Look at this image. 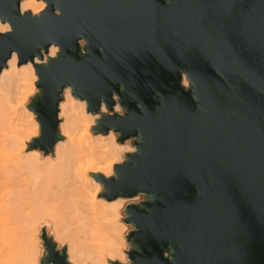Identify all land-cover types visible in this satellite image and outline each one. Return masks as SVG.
<instances>
[{
	"label": "water",
	"instance_id": "water-1",
	"mask_svg": "<svg viewBox=\"0 0 264 264\" xmlns=\"http://www.w3.org/2000/svg\"><path fill=\"white\" fill-rule=\"evenodd\" d=\"M54 2L59 18L49 4L33 20L19 17L14 0H0L15 28L0 38V68L12 50L25 63L39 55L37 45L47 51V40L62 48L37 68L40 96L29 108L42 134L29 149L46 152L59 139L65 85L88 99L89 112L100 100L110 111L116 93L126 116H102L95 129H115L118 141L140 134L139 153L115 167L117 180L92 177L108 200L147 193L124 221L137 228L127 237L133 264H264V0ZM79 37L88 41L84 57ZM42 239L44 263L67 264L65 250ZM164 248L173 250L171 262Z\"/></svg>",
	"mask_w": 264,
	"mask_h": 264
},
{
	"label": "clouds",
	"instance_id": "clouds-1",
	"mask_svg": "<svg viewBox=\"0 0 264 264\" xmlns=\"http://www.w3.org/2000/svg\"><path fill=\"white\" fill-rule=\"evenodd\" d=\"M14 2L20 18L28 14L38 20L49 4L54 8L53 16L62 15L54 0ZM170 3L165 0V6ZM14 32L12 21L0 13V38ZM45 43L49 45L46 53L37 45L39 55L24 64H20V53L12 50L0 68V264H44L49 253L41 238L43 232L55 239L56 248H66L67 264H133L128 255L133 243L127 237L137 228L124 221L129 219L130 205L148 202L147 193L139 191L132 197L117 196L109 201L102 195L106 193L104 182L90 176L91 172L85 178L81 169L86 162L106 161L104 171L98 174L104 180H117L115 167L139 153L141 136L118 143L121 133L113 128L107 134L94 135L91 129L102 116L124 118L126 108L113 93L112 110L100 100L99 112L93 114L88 111V99L77 96L74 86L67 84L57 105L58 132L64 139L58 140L47 155L39 147L29 150L42 134L36 115L27 108L30 98L40 92L37 68L47 67L62 52L58 43ZM77 43L79 55L83 49L86 56L88 41L79 37ZM180 86L185 92L192 87L185 72L180 73ZM84 128L90 135H82ZM112 250L119 254L111 255ZM172 252L169 248L163 253L169 262Z\"/></svg>",
	"mask_w": 264,
	"mask_h": 264
},
{
	"label": "bare ground",
	"instance_id": "bare-ground-1",
	"mask_svg": "<svg viewBox=\"0 0 264 264\" xmlns=\"http://www.w3.org/2000/svg\"><path fill=\"white\" fill-rule=\"evenodd\" d=\"M26 62H29V61H26ZM25 62V63H26ZM20 64H24V63H20ZM19 66V65H18ZM65 87V86H64ZM63 90V89H62ZM61 99H62V97H61V95H60V100L58 101V103H57V105L59 104V102L61 101ZM114 106V105H113ZM113 106H112V108H113ZM99 112V109H98V111L97 112H91V113H93V114H96V113H98ZM102 113H104V112H101L100 114H102ZM57 115H58V108H57ZM60 122H58V124H59ZM58 124H57V129H58ZM91 131L93 132V134L95 133V134H97V133H104V134H107V132L108 131H106V132H102V131H97L96 129H95V127L93 128V129H91ZM94 134V135H95ZM82 135H90V133H88V131H87V128H84L83 129V132H82ZM135 136H137V135H135ZM135 136H133V137H135ZM58 140H62V137L59 135V139ZM58 140H56L54 143H53V145L58 141ZM118 143H123V141H117ZM52 145V146H53ZM51 149H52V147H51ZM47 155V154H46ZM106 161H99V160H97V161H93V162H86L85 163V165L83 166V168L81 169V174H82V176H84L85 178H86V176H87V173L88 172H91V173H93V174H95V173H102L103 171H104V167H103V163H105ZM90 174V173H89ZM92 174V175H93ZM91 175V176H92ZM136 195V194H135ZM113 199H115V198H113ZM110 200H112V199H110ZM109 200V201H110ZM169 248H164L163 249V253L164 252H166L167 250H168ZM119 253H118V251H116V250H112V252H111V255H118ZM46 264H50L49 262H46Z\"/></svg>",
	"mask_w": 264,
	"mask_h": 264
},
{
	"label": "rangeland",
	"instance_id": "rangeland-1",
	"mask_svg": "<svg viewBox=\"0 0 264 264\" xmlns=\"http://www.w3.org/2000/svg\"><path fill=\"white\" fill-rule=\"evenodd\" d=\"M79 52H80V49H79ZM82 52H83V49L81 50V53H80V54H82ZM45 53H46V52H45ZM39 96H40V92H39L38 95H36V96L30 98L29 103L27 104V108L29 109V111L32 112V110L29 108V105H30V103H31V100L34 99V98H37V97H39ZM111 110H112V109H111ZM111 110H110V111H111ZM102 114H107V113H102ZM57 121L60 122L58 119H57ZM58 122H57V124H58ZM56 130H57V133H58V135H59V132H58L57 126H56ZM94 134H95V133H94ZM131 137H133V136L127 137L126 139H129V138H131ZM63 139H64V138L62 137V140H63ZM124 140H125V139H124ZM124 140H123V141H124ZM29 150H30V149H29ZM41 150H42V149H41ZM50 151H51V149L48 150V151H46L45 154H48ZM92 174H93V173H90L89 175L91 176ZM102 195H103V194H102ZM130 197H132V196H130ZM115 198H116V197H115ZM125 223H126V222H125ZM43 233H44V235H45L49 240L52 241V239H51L50 237L47 236L46 232H43ZM41 238H42V237H41ZM128 240H129L130 242H132V241H131L132 239H131L130 237L128 238ZM52 242L55 244V239H54V238H53V241H52ZM55 250L58 251V252H60L61 249H59V246L56 248V245H55ZM64 250H65V255H66V248H65ZM44 264H46V263H44ZM50 264H52V263H50Z\"/></svg>",
	"mask_w": 264,
	"mask_h": 264
}]
</instances>
